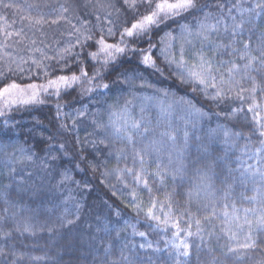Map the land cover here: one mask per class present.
Segmentation results:
<instances>
[{"label": "trees", "instance_id": "trees-1", "mask_svg": "<svg viewBox=\"0 0 264 264\" xmlns=\"http://www.w3.org/2000/svg\"><path fill=\"white\" fill-rule=\"evenodd\" d=\"M237 2L245 10V23L242 36L238 34L236 39L248 41L252 49H258L264 37V14L255 16L246 11L258 0H211L212 8L194 15L185 13L184 19L176 17L161 25L153 36L152 42L157 46L149 54L154 59L159 57L157 63L164 69L161 74L145 67L140 56L132 54V49H148L147 42L137 45L131 37L121 41L125 13L131 11L124 6V0H3L14 7L0 4V72L10 80L37 85H46L61 75L80 76L81 69L88 76H81L71 87L62 86L59 95L54 89L41 93L39 99L43 103L16 105L0 115V264H264V233L254 231L256 247L240 249L238 254L228 252L229 241L221 233L225 204L231 214V204L235 202L241 223L244 209H255L254 213H247L248 219L254 221L253 228L255 218L264 210V200L257 192L258 188L264 191V183L258 175H241L250 166L253 171L264 170V138L256 131L252 114L247 113L251 100L242 103L233 92L229 93L233 97L230 100L213 101L203 92L193 91L191 83L182 82L181 75L183 72L186 76L188 68L199 63L201 52L212 56L209 43L197 35L204 15L211 11L217 17L215 5L224 3L231 31L232 18L237 23L242 18L236 8L228 12ZM61 13L63 18L57 24L34 25L40 16L51 21ZM185 26L187 31L182 30ZM166 33L171 35L166 37ZM89 36L92 39H86ZM101 37L108 44L126 49L124 54L113 50L116 60L109 61V66L104 65L106 53L100 52L96 43ZM162 38L165 43H161ZM210 39L214 45L230 42L223 24ZM165 44L171 45L167 54L176 60L183 47L187 62L183 69L176 63L170 68L161 63ZM93 52L99 53L96 59L89 55ZM253 54L258 55V51ZM217 59L236 57H213L214 64ZM227 67L230 65L221 68L225 78ZM125 68L130 69V84L119 83L123 77L117 73ZM95 72L100 75L89 83ZM109 74L110 78H106ZM252 75L256 76L258 88H264L261 74ZM105 83L109 89L100 87ZM241 84L244 88L252 86L248 80ZM262 95L257 92V102H261ZM126 101L131 102L126 108L127 118L144 125L140 129L144 135L136 136L135 145L122 142L111 132V121L117 119L112 113H120ZM241 107L243 111L234 115V110ZM221 127L232 138L227 145L222 133L216 138V151L205 163L219 157L220 166L206 171L204 164L196 162L201 156L196 137L206 142ZM165 129L177 130L173 132L175 143L161 137ZM186 130L189 144L181 153ZM150 144L153 150L145 158L144 178L151 193L122 171L139 169L138 161H133L134 147ZM157 164L163 178L152 175L157 172ZM176 168L181 171L177 173ZM209 184L211 188L207 187ZM228 185L231 189L226 199L224 190ZM209 192L214 195L209 197ZM242 193L256 196V200H244ZM152 199L158 202L154 211L161 218L169 210V203L174 219L183 215L179 220L181 228L191 222V231L196 232L194 221L201 219L202 234L188 238V257L178 255L174 247L180 243L173 238L175 229L154 230L155 222L146 218ZM205 204L209 205L207 209ZM212 204H216V215L204 221L203 217L213 211ZM68 220L75 223L68 225ZM247 231L248 225H244L241 240ZM141 232L145 235H138Z\"/></svg>", "mask_w": 264, "mask_h": 264}, {"label": "snow or ice", "instance_id": "snow-or-ice-1", "mask_svg": "<svg viewBox=\"0 0 264 264\" xmlns=\"http://www.w3.org/2000/svg\"><path fill=\"white\" fill-rule=\"evenodd\" d=\"M0 4H3L4 8H12L14 7L11 3H3V0H0ZM124 6L126 9L131 10L130 13L126 11V19L124 21L123 31L120 33L121 41H123L124 37H131L132 43L139 45L141 41H145L148 43V49H132V54L140 56V63H142L147 68H152L155 71L163 73L164 69L157 63L159 57L155 59L151 54H149V50L157 45L152 42L153 36L156 35L161 25H166L168 21L174 20L176 17H180L184 19V14L194 15L201 12H204L205 9H210L213 7L211 0H124ZM63 8V6H61ZM227 7L224 3H218L215 5L217 9V17H213L212 12L208 11L203 19L200 21V29L201 31L197 33V35L202 39V42H207L211 46L210 50L212 51V56L207 57L203 52L200 53L199 63L193 67L188 68L187 75L184 76L183 72L181 73L183 77L184 83H191L193 86V91L203 92L207 98L213 101H227L232 99L233 97L229 95V93H235V99L243 102H247L249 99L251 103L248 104L247 113L252 114V123L255 126L256 131L260 137L264 138V95L261 97V102H257V92L264 93V88H258L256 83V76L252 75L253 72H259L261 77L264 78V37L260 39L258 49L254 50L251 48V44L248 41L237 40V35L243 34L244 28L243 25L245 20L243 18L244 9L241 8L239 2L232 5L231 8H228V12L231 13L232 8H236L241 11V19L239 23L236 22L235 18H232L231 31H229V26L226 23L228 17L224 15V9ZM259 9V11H256ZM66 11V9H63ZM246 11L250 13V15L259 16L264 14V0H258L254 6L248 8ZM61 15L52 19L51 21L47 20L45 17L40 16L34 20V25H42L46 23L57 24L59 20L62 19ZM210 19H214V23H208ZM224 25V34L228 35L230 38V42L228 44H220L214 45L211 41V35L213 33H219L221 25ZM130 25V26H129ZM183 31H187V26H185ZM109 35L112 34V29L108 30ZM10 35L8 33L5 34ZM170 33H166L165 36H170ZM86 39H92L91 36L86 37ZM98 45H100V52L106 53V58L104 60V65L109 66V61H115L116 56L113 54H124L126 49L119 46V44H108L105 42V39L101 37L96 41ZM161 43H165L164 38L161 39ZM233 44H242V47H233ZM170 44H165V48L162 49V53L164 54V60L161 63H166L169 65V68L173 63H176L178 68L183 69L186 66V61L184 58L183 47L181 48V55L179 60H176L175 57H169L167 54V48L170 47ZM65 51H69L65 49ZM253 51H258V55H254ZM98 52L89 53V55L96 59L98 56ZM232 56L236 57V60H223L217 59L215 64L213 63V57L217 56ZM242 62V63H241ZM37 64V67H40L39 62L34 61ZM225 65H230L227 67L226 74L227 78H225V73L221 72V68ZM198 69V70H197ZM130 69L125 68L122 72L117 73L118 77L122 76L123 79L119 80L121 84H130L128 79V73ZM100 75L99 72H95L92 77L89 78V83L92 80L96 79ZM87 77L88 73L84 71V69L80 70V76L72 75L71 77L61 75L54 80H49L46 85H37L35 83L23 84L22 82H17L15 80H10L9 77L0 72V115H4V109L11 108L16 105L25 106L36 103H43L42 100L39 99L40 93L45 92L48 93L49 89H55V94L59 95L60 88L63 87H71L72 83L78 82L80 77ZM237 76H240V79H236ZM110 78V74L109 77ZM248 80L251 82V88H244L241 84V81ZM113 84L117 83V81H111ZM100 87L104 89H109L110 85L105 83L100 85ZM209 89L212 91L210 92ZM87 91L91 92L93 89L88 88ZM247 92L249 95L246 97L244 93ZM51 94V93H50ZM131 103L130 101L125 102V108L121 109L120 113H112V116H115L117 119L112 120L110 127L112 134L116 135L122 142L126 144L135 145L137 143L136 136L144 135V133L140 132V129L144 126L142 121L137 120H129L126 116V108L127 105ZM171 107V106H170ZM240 111H243V108L235 109L233 114H238ZM123 113V115H121ZM246 113V114H247ZM123 119V123H119V120ZM107 128L108 126H102ZM148 129L145 128V132ZM177 130L165 129V131L161 132V137H166L168 141L175 143L176 136L173 135V132ZM222 133L223 135V143L227 145L231 140V134L227 129L219 128L214 130V134H210L207 138V141L201 140L200 137H196V140L199 141L197 148L201 153V156L197 159V163H202L205 165V170H210L213 166L219 167L220 165L217 161L220 159L217 157L216 159H211V163H205L207 159L211 158V153L216 151L214 147V143L216 138ZM189 133L186 130L184 132V141L183 146L181 148V153L184 148H187L189 144ZM103 142V141H101ZM261 144L264 145V139L261 140ZM63 147V146H61ZM153 145H148L144 148H135L133 151V161L139 163V169L135 168H127L122 171L127 172L132 176L135 184L139 187L147 189L149 193H151L152 189L148 185V180L144 178L145 172V158L152 154ZM30 158V157H29ZM83 159L87 160V157ZM172 163L171 156L169 157V164ZM167 167V165H165ZM183 167V166H181ZM160 164H157V172L152 175H160L163 178V173L160 170ZM175 171L179 173L181 168H176ZM199 171V170H198ZM248 173L250 175H258L262 183H264V170L257 169L253 171L251 166L248 169H244L241 172V175H245ZM205 175V179H206ZM203 182V181H202ZM226 183V181L224 182ZM207 187L211 188L212 185H207ZM231 189V185H228L224 192L225 198L227 199L230 195L229 190ZM258 195L261 196V199L264 200V191H260L257 189ZM115 195V193H113ZM214 194L209 192L208 196L212 197ZM191 196V194H189ZM133 198L135 199V192L133 193ZM241 198L244 200L255 201L256 196L248 197L243 193L241 194ZM157 201L152 199L151 206L148 207L146 212V218L149 221H154V230L166 231L169 228L175 229L173 232V238L180 240L179 244L174 245L177 249L178 255H182L184 257L189 256V248L190 244L188 238L194 237L196 235H201L203 229L201 228V219H195L194 223L196 225V232H192V223L189 222L187 228H181L179 220L183 219V215L180 216L179 219H174L171 211V204L167 205L168 211L163 213V218L161 215L157 214L154 211L157 207ZM189 203H191V198L189 199ZM211 203V200H210ZM139 207V205H137ZM163 207V206H162ZM204 209L209 207L208 204L203 205ZM232 213L230 214L227 211L228 204L224 205L225 210L222 215L224 217L222 221L221 233L223 236H226L229 244L226 245L229 253L238 254V250L240 249H250L256 247L257 241L253 236L254 231H259L260 233H264V210L261 211V214L255 218L256 227L253 228L254 221L248 219L247 213L255 212V209H244V221L240 222V216L237 214L236 204L233 201L231 204ZM213 211L203 217L204 221H210L216 215V204H212ZM7 209H5V212ZM189 221L192 220V214L189 212ZM74 220H68L67 224H74ZM244 225H248L247 233H244L243 240L240 239L241 233L244 232ZM235 229V230H234ZM107 231V229H102ZM181 233H184V239H181ZM140 236H144L145 233H138ZM234 245V246H233ZM151 247V244L148 245ZM193 247L199 248L198 245H192ZM143 247V245H141ZM182 249L183 251H180ZM107 252V249H105Z\"/></svg>", "mask_w": 264, "mask_h": 264}, {"label": "rangeland", "instance_id": "rangeland-1", "mask_svg": "<svg viewBox=\"0 0 264 264\" xmlns=\"http://www.w3.org/2000/svg\"><path fill=\"white\" fill-rule=\"evenodd\" d=\"M49 90H50V89H49ZM51 90H53V89H51ZM54 90H55V89H54ZM41 93H43V92H41ZM41 93H40V94H41ZM6 109H7V108H6Z\"/></svg>", "mask_w": 264, "mask_h": 264}]
</instances>
